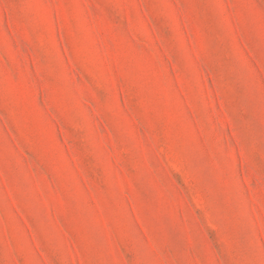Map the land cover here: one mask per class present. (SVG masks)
I'll list each match as a JSON object with an SVG mask.
<instances>
[{
  "label": "rangeland",
  "instance_id": "374dc122",
  "mask_svg": "<svg viewBox=\"0 0 264 264\" xmlns=\"http://www.w3.org/2000/svg\"><path fill=\"white\" fill-rule=\"evenodd\" d=\"M0 264H264V0H0Z\"/></svg>",
  "mask_w": 264,
  "mask_h": 264
}]
</instances>
